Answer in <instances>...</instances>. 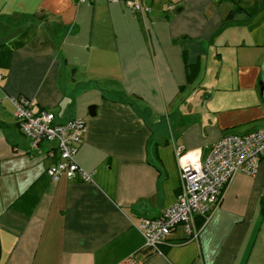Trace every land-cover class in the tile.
Segmentation results:
<instances>
[{
	"label": "crops",
	"instance_id": "1",
	"mask_svg": "<svg viewBox=\"0 0 264 264\" xmlns=\"http://www.w3.org/2000/svg\"><path fill=\"white\" fill-rule=\"evenodd\" d=\"M77 3L0 0V264H264V159L197 239L179 226L153 252L139 228L177 201L178 149L204 160L264 127V0ZM19 97L85 120L76 161L95 183L52 181L53 145L31 147Z\"/></svg>",
	"mask_w": 264,
	"mask_h": 264
},
{
	"label": "built area",
	"instance_id": "2",
	"mask_svg": "<svg viewBox=\"0 0 264 264\" xmlns=\"http://www.w3.org/2000/svg\"><path fill=\"white\" fill-rule=\"evenodd\" d=\"M86 1L77 0V4ZM107 1L117 3L120 0ZM127 7L133 12L149 10L138 1H128ZM10 101L15 108L21 131L30 140L31 147L38 149L43 144L53 145L47 156L54 161L48 171L54 183L64 176L71 180L78 175L87 183H95V173L86 172L76 161L78 147L86 129L83 118L58 123L56 115L51 111L34 112L32 101L27 98H11ZM177 158L182 179L177 201L159 217L142 218L139 225L146 249L153 252H161V247L167 243L172 231L179 226L185 229L189 238L197 239V218L209 221L234 176L257 175L264 159V127L247 134L225 135L209 147L204 160L181 149L177 150ZM123 264L139 263L131 257Z\"/></svg>",
	"mask_w": 264,
	"mask_h": 264
},
{
	"label": "trees",
	"instance_id": "3",
	"mask_svg": "<svg viewBox=\"0 0 264 264\" xmlns=\"http://www.w3.org/2000/svg\"><path fill=\"white\" fill-rule=\"evenodd\" d=\"M240 13H242V10L240 8H237L236 10L231 11L229 13L228 17H227V20H234L238 16V14H240ZM32 110L34 111V109H33V103H32ZM206 223H207L206 218H197V227H198V230L200 231L201 228L204 227Z\"/></svg>",
	"mask_w": 264,
	"mask_h": 264
},
{
	"label": "water",
	"instance_id": "4",
	"mask_svg": "<svg viewBox=\"0 0 264 264\" xmlns=\"http://www.w3.org/2000/svg\"><path fill=\"white\" fill-rule=\"evenodd\" d=\"M95 110H96V107L95 106H91L90 107V115H95Z\"/></svg>",
	"mask_w": 264,
	"mask_h": 264
}]
</instances>
